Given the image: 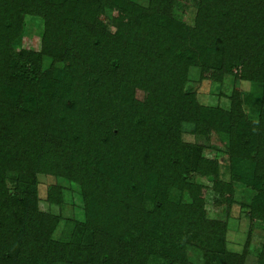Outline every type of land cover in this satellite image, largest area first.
<instances>
[{
    "label": "trees",
    "instance_id": "16d2710c",
    "mask_svg": "<svg viewBox=\"0 0 264 264\" xmlns=\"http://www.w3.org/2000/svg\"><path fill=\"white\" fill-rule=\"evenodd\" d=\"M180 2L0 0V264H199L190 238L216 247L202 264H244L224 237L235 184L264 222V0H196L192 23ZM25 15L42 19L39 50L18 45ZM190 67L251 88L201 104ZM212 133L223 160L204 154ZM38 174L80 188L85 220L67 241L39 209ZM209 190L225 219L208 215ZM46 200L60 204L61 185Z\"/></svg>",
    "mask_w": 264,
    "mask_h": 264
},
{
    "label": "rangeland",
    "instance_id": "374dc122",
    "mask_svg": "<svg viewBox=\"0 0 264 264\" xmlns=\"http://www.w3.org/2000/svg\"><path fill=\"white\" fill-rule=\"evenodd\" d=\"M146 3L147 0H138ZM196 8V0H181L180 5L176 8V16L185 21L192 23L193 15ZM109 29L114 30L112 25ZM43 22L38 16L25 15L23 30L19 37L18 45L22 48L39 50L42 41ZM199 68L190 67L187 88L195 91L196 97L201 104L204 105H220L227 107L229 103L228 95L233 87H238L241 90H249L251 84L245 81L234 80L231 76H226L223 83L211 82L208 79H200ZM255 89V87H254ZM192 128V124H182V136L184 140L192 141L193 136L188 133ZM224 146L218 134L212 133L210 136V147L204 151L208 157L217 155L221 160L225 158ZM38 206L41 211L48 212L56 217V223L52 230V238L55 240L67 241L72 238L76 232V228L82 229L81 223L85 220L84 204L80 195L79 186L67 179L38 174ZM204 185H210V181L205 178H197ZM59 184L62 187V202L49 203L46 200L47 190L51 185ZM250 189H246L243 184H235L234 197L236 202L232 205L227 217V231L224 237V245L228 251L234 253L245 252L244 264H255L256 254L259 252L262 245L264 235V222L260 220H250L246 204L249 203V198L253 196ZM207 211L210 217H219L225 219V207L212 206V192L206 191ZM193 246H188V254L191 261L202 264L209 255H204L203 249L215 250L212 247L211 240L202 238L205 243H200L198 239L190 238ZM214 243V241H212ZM218 247H220L218 245ZM209 264L219 261L215 258L211 259ZM63 264V263H55ZM147 264H166L157 257H150Z\"/></svg>",
    "mask_w": 264,
    "mask_h": 264
}]
</instances>
